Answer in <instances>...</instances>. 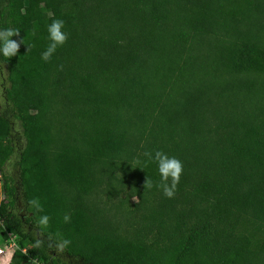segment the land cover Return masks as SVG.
<instances>
[{"label": "trees", "instance_id": "16d2710c", "mask_svg": "<svg viewBox=\"0 0 264 264\" xmlns=\"http://www.w3.org/2000/svg\"><path fill=\"white\" fill-rule=\"evenodd\" d=\"M23 1L0 0V30L23 40L0 53L8 264H148L113 228L150 235L183 217L197 220L168 264H264V0ZM57 19L68 40L45 61ZM157 151L183 163L172 198ZM65 240L67 260L52 253Z\"/></svg>", "mask_w": 264, "mask_h": 264}, {"label": "rangeland", "instance_id": "374dc122", "mask_svg": "<svg viewBox=\"0 0 264 264\" xmlns=\"http://www.w3.org/2000/svg\"><path fill=\"white\" fill-rule=\"evenodd\" d=\"M27 0L23 1V5L26 6ZM31 22L32 19H29ZM21 47V46H20ZM23 49V48H22ZM6 69L4 65H0V110L3 106V95L5 89L8 87V83L6 80ZM53 73L50 75V79H53ZM61 119H58L56 122L57 126L55 127H61L58 128V133L62 134L63 136V124L60 122ZM15 144L23 147L24 145V139L21 134V128L19 127V124L15 122ZM18 139V140H17ZM16 156L13 155L11 159L5 163L3 166L4 172L14 178L15 180L18 179L17 174L15 173V168L13 166V162L16 159ZM51 164V163H50ZM1 175V174H0ZM16 183H18L16 181ZM2 179L0 178V199L3 198V189H2ZM125 195H122V198H124ZM137 202V198H132L131 201H127L126 208L131 209L134 207V205ZM133 210V209H132ZM16 213H18L20 216H29V213L25 211L24 207L22 206V202L17 199L16 201ZM126 211V210H125ZM172 218V217H170ZM196 218L190 217V218H181L179 220H171L167 221L163 226L160 233H154L150 235H146L143 230L138 228L137 226H133V224H126L123 227L120 228H113V234L120 235L122 240L129 241L134 243L136 246H141L145 249V262L148 264H168L172 261L175 253L178 251L180 244L183 242V240L188 236L189 232L191 231L192 227L195 225ZM133 226V227H128ZM103 234H107V230L104 229ZM63 237V236H62ZM2 238L0 237V246L2 243ZM61 244V243H60ZM53 254L58 255L60 257H63V260H67V256L64 253L63 250H60L59 247H57L53 252ZM9 258V257H8ZM6 257L0 258V264H6ZM11 259V258H10Z\"/></svg>", "mask_w": 264, "mask_h": 264}, {"label": "clouds", "instance_id": "9594fccd", "mask_svg": "<svg viewBox=\"0 0 264 264\" xmlns=\"http://www.w3.org/2000/svg\"><path fill=\"white\" fill-rule=\"evenodd\" d=\"M65 22L63 20H54L53 23L49 26L50 40L52 43L49 45L47 50L42 53V59L48 61L51 59L52 54L55 52L57 46H62L68 40V34L62 31L64 28ZM20 32L15 28H8L0 30V53L3 54L6 58L14 57L18 54L20 44L23 43V40L17 42L12 39L14 36H19ZM150 159L152 158L151 153H145ZM155 160L158 162V169L161 176V181L156 186L163 190V193L166 197L172 198L175 195L177 185L180 180V176L183 172V163L176 157H168L166 154L157 151L155 153ZM170 180V183H169ZM143 187L151 188L153 187L152 181L146 179ZM35 203V201H32ZM67 220L68 217H65ZM48 217L45 216L40 220L41 224H47ZM69 243L65 240L62 244L58 245L60 250ZM3 249H0V253H3Z\"/></svg>", "mask_w": 264, "mask_h": 264}, {"label": "built area", "instance_id": "2783aa9c", "mask_svg": "<svg viewBox=\"0 0 264 264\" xmlns=\"http://www.w3.org/2000/svg\"><path fill=\"white\" fill-rule=\"evenodd\" d=\"M0 249L4 250L3 253H0V258H4V257L11 258L16 253V251L19 250L16 235H14L13 233H10V232L7 233L6 239L2 240ZM21 251L23 253H26L25 249H22ZM32 262H33V264H42L38 260H33Z\"/></svg>", "mask_w": 264, "mask_h": 264}, {"label": "crops", "instance_id": "0c3cea01", "mask_svg": "<svg viewBox=\"0 0 264 264\" xmlns=\"http://www.w3.org/2000/svg\"><path fill=\"white\" fill-rule=\"evenodd\" d=\"M6 261H7V263H6V264H8V263H9V261H10V258H7V259H6Z\"/></svg>", "mask_w": 264, "mask_h": 264}]
</instances>
